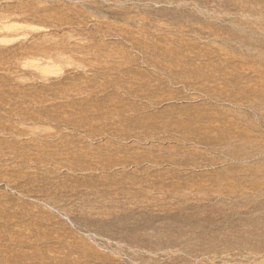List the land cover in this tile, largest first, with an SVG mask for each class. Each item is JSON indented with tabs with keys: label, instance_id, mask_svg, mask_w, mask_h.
<instances>
[{
	"label": "rangeland",
	"instance_id": "obj_1",
	"mask_svg": "<svg viewBox=\"0 0 264 264\" xmlns=\"http://www.w3.org/2000/svg\"><path fill=\"white\" fill-rule=\"evenodd\" d=\"M0 264H264V0H0Z\"/></svg>",
	"mask_w": 264,
	"mask_h": 264
}]
</instances>
